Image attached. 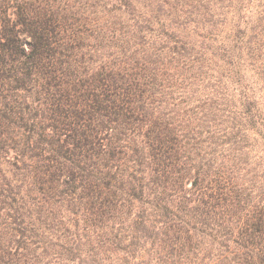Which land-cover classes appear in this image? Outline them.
Here are the masks:
<instances>
[{
    "label": "trees",
    "instance_id": "16d2710c",
    "mask_svg": "<svg viewBox=\"0 0 264 264\" xmlns=\"http://www.w3.org/2000/svg\"><path fill=\"white\" fill-rule=\"evenodd\" d=\"M0 264H264V0H0Z\"/></svg>",
    "mask_w": 264,
    "mask_h": 264
}]
</instances>
